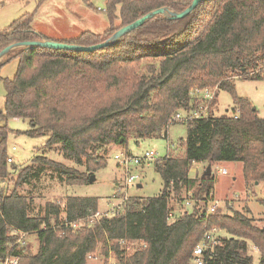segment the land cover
Wrapping results in <instances>:
<instances>
[{
	"label": "trees",
	"instance_id": "trees-1",
	"mask_svg": "<svg viewBox=\"0 0 264 264\" xmlns=\"http://www.w3.org/2000/svg\"><path fill=\"white\" fill-rule=\"evenodd\" d=\"M192 2L106 0L109 27L104 33L84 31L64 41L36 32L34 15H24L0 31V55L11 46L40 41L99 45L155 10L182 13ZM3 59L0 71L13 60L19 66L13 79L0 77L6 90L0 112V264L8 259L17 264H88L100 244L106 256L115 253L117 264H194L195 248L213 228L230 238H219L206 264H253L249 243L264 264V226H255L240 212L207 215V204L214 199L213 173L191 177L196 164L241 163L246 184L264 181V119L235 85L237 80L264 81V0H203L184 19L156 16L93 52L22 46ZM215 88L232 96L231 114L176 121L178 113L194 107V91ZM9 119L29 121V136H48V149L61 147L66 159L86 164L89 172L106 167L114 145L167 138L169 128L179 123L188 126V136L183 156L169 152L154 163L163 182L158 196L130 197L120 214L96 221L92 218L99 200L92 197H70L63 207L48 203L34 215L33 201L18 188L47 173L68 186L90 179L45 156L20 169L16 188L5 194L12 163L7 157ZM187 201L194 202L193 211L172 220L174 205ZM30 235L38 240L35 253L27 242ZM133 242L146 247L129 253L127 245Z\"/></svg>",
	"mask_w": 264,
	"mask_h": 264
},
{
	"label": "rangeland",
	"instance_id": "rangeland-1",
	"mask_svg": "<svg viewBox=\"0 0 264 264\" xmlns=\"http://www.w3.org/2000/svg\"><path fill=\"white\" fill-rule=\"evenodd\" d=\"M105 11L106 0H0V31L6 30L13 21L24 15H34L33 29L51 40L69 39L83 31L101 34L109 27V18ZM119 23L118 21L116 25ZM2 60L4 59H1L0 63ZM18 66V60L8 63L2 67L0 77L13 79ZM235 85L237 94L248 98L258 111L259 117L264 119V81L237 80ZM5 94L4 82L0 81V112L5 110ZM214 101L210 106L213 116H221L226 112L231 114L233 101L229 93L219 90ZM181 114L184 115L183 112ZM7 125L10 129L7 138V157L12 160V163L8 164L9 176L4 184L5 194H10L16 188L15 180L19 170L29 166L39 156H45L57 163L75 168L79 172L85 173L88 178L95 176L93 183L68 186L47 173L39 181H33L30 185L18 188V193L33 201L34 215L42 213V209L48 203L63 207L70 197L97 198L99 211L111 213L123 199V196L116 198V192L120 186L129 198L139 197L146 200L158 196L163 188V182L156 172L154 164L133 169L132 174L140 176V180L124 190L125 173L115 156L126 152L137 156L152 152L156 155L157 160L166 158L169 152H172L174 156H183L182 142L186 141L188 136V126L179 123L169 128L167 138L164 136L152 138L141 141L139 145L134 141H130L128 146L114 145L106 155V167L97 172H89L86 164L79 166L66 159L61 147L54 146L48 149L46 146L49 140L48 136H29L27 134L31 130L29 121L9 119ZM196 167V173L191 172L193 178L201 176L208 168V164ZM212 173L215 179L212 201L218 202L217 210L227 215L240 212L253 219L255 226L263 227L264 207L260 202L264 201V181L246 184L241 163L216 164L212 167ZM186 203H183L182 206L174 205L175 212L172 220L183 215L184 212L191 213L193 211L194 202ZM249 211L250 213H248ZM219 238H230V235L219 229L218 241ZM27 242L31 251L35 253L39 245L36 236H28ZM135 245L134 243L127 245L129 253L139 248ZM249 254L253 257V264H260V254L251 243H249ZM117 262L115 253L110 251L106 256L101 244L92 254V258H88V264H117Z\"/></svg>",
	"mask_w": 264,
	"mask_h": 264
},
{
	"label": "built area",
	"instance_id": "built-area-1",
	"mask_svg": "<svg viewBox=\"0 0 264 264\" xmlns=\"http://www.w3.org/2000/svg\"><path fill=\"white\" fill-rule=\"evenodd\" d=\"M218 88L199 91L196 90L192 93V96L195 100V105L188 111L183 112L184 115L178 113L175 117L176 121H180L183 123H188L190 121L207 118L210 116L211 109L210 106L213 104L215 98L217 97ZM235 119H238V115H234ZM116 161L119 163V166L125 173V184L123 186L124 190H127L129 186L137 183L140 180V176L132 174V170L135 168L150 166L157 161L156 155L152 152H146L141 156L133 155L130 152L118 154L115 156ZM11 162V160H9ZM197 165V164H196ZM196 165L191 169L192 172L196 173ZM116 198L123 196L120 204L115 207L111 213H102L98 211L92 219L100 220L102 217H113L122 212L124 208L125 202L129 199L128 194L123 192L120 188L116 192ZM191 201H187L186 204H190ZM211 202V201H210ZM209 202V203H210ZM218 209V202L212 201V203L208 206L207 215H212ZM219 234L218 228H213L207 230L205 232L204 238L202 242L195 248L192 260L194 264H206L207 260H210L214 256L215 247L219 244L217 236ZM216 237V238H215ZM135 247L141 248L142 246L145 248V244H141L140 242H133ZM5 264H17V260L8 259Z\"/></svg>",
	"mask_w": 264,
	"mask_h": 264
},
{
	"label": "water",
	"instance_id": "water-1",
	"mask_svg": "<svg viewBox=\"0 0 264 264\" xmlns=\"http://www.w3.org/2000/svg\"><path fill=\"white\" fill-rule=\"evenodd\" d=\"M203 0H193L191 5L182 13H175L171 12L170 10L166 8H161L158 10H155L142 18L136 20L132 24H129L121 29H119L107 42H104L99 45L91 46V47H79L75 46L72 44L68 43H63V42H56V41H40V42H35V43H24V44H18L15 46H11L4 50L1 55H0V60L4 58V56L9 53L11 50L17 47H22V46H28V47H42V48H47L51 50H65V51H75V52H93L97 49H101L110 45H113L117 43L122 37L125 35L129 34L133 30L143 26L146 22L149 20L153 19L156 16L163 15L166 18H173V19H184L186 18L195 8L198 7V5L202 2ZM205 176H211L212 175V168L211 166H208V168L204 172ZM95 180V176H91L89 179V183H93ZM141 188V186H138Z\"/></svg>",
	"mask_w": 264,
	"mask_h": 264
},
{
	"label": "crops",
	"instance_id": "crops-1",
	"mask_svg": "<svg viewBox=\"0 0 264 264\" xmlns=\"http://www.w3.org/2000/svg\"><path fill=\"white\" fill-rule=\"evenodd\" d=\"M84 32V31H83ZM82 33V32H81ZM81 33H79V34H81ZM78 36V35H77ZM76 37V36H75ZM71 38H73V37H71ZM70 39V38H69ZM54 40H61V41H64V39L62 40V39H54ZM65 40H68V39H65ZM58 42V41H57ZM201 165L202 164H198V165H196V166H198V167H201ZM192 172V171H191Z\"/></svg>",
	"mask_w": 264,
	"mask_h": 264
}]
</instances>
